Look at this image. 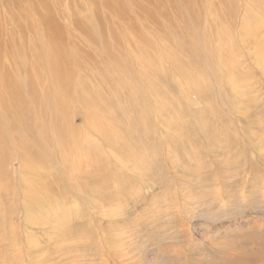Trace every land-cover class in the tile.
I'll return each mask as SVG.
<instances>
[{"label":"rangeland","instance_id":"374dc122","mask_svg":"<svg viewBox=\"0 0 264 264\" xmlns=\"http://www.w3.org/2000/svg\"><path fill=\"white\" fill-rule=\"evenodd\" d=\"M0 84V264H264V0H0Z\"/></svg>","mask_w":264,"mask_h":264},{"label":"bare ground","instance_id":"6f19581e","mask_svg":"<svg viewBox=\"0 0 264 264\" xmlns=\"http://www.w3.org/2000/svg\"><path fill=\"white\" fill-rule=\"evenodd\" d=\"M35 2H38V1H35ZM36 5H37V6H36ZM42 6H43V4H42V5H39V3H37V4L34 5V7H35L36 9H41L40 7H42ZM15 52H16V50L13 51V53H15ZM58 53H59V50H57V52L55 51V53H53V55H49V59H50V61H51V63H52V66H53V64H55V62L53 61V60H54V57H55V56H58V55H57ZM15 54H16V53H15ZM14 56H16V55H14ZM12 57H13V56H12ZM16 57H17V56H16ZM36 57H37V56H36ZM37 58H38V57H37ZM39 58H40V57H39ZM39 60H40V59H39ZM41 60H42V59H41ZM20 62H21V64H22V63H23V60L21 59ZM41 62H42V61H41ZM36 63H37V62H36ZM39 63H40V62H39ZM18 65H19V64H18ZM24 65H25V64H24ZM50 67H51V66H50ZM19 68H20V66H19ZM54 76H56V75H54ZM3 77H4V79H3V78H2V79H3L4 81H2V83H3L2 85H5L6 83H8V82H6V81H7V77H6V76H3ZM2 85L0 84V86H2ZM90 101H91V100H90ZM97 102H98V101H97ZM0 103H1V102H0ZM3 109H4V106L0 104V111H2ZM4 111H5V109H4L2 112H4ZM6 112H8V111L6 110ZM6 115H7V113H6ZM8 119H9V118H8ZM9 123H11V121H9ZM11 124H12V123H11ZM9 128H10L9 131H11V125H10ZM11 132H12V131H11ZM85 134H86V133H85ZM12 135H13V134H12ZM11 139H12L11 143L14 145V143H15L17 140H14L13 138H11ZM19 141H21V140H19ZM76 142H77V140H76ZM14 147H15V145H14ZM19 147H20V146H19ZM21 150H22V149H21ZM16 152L18 153V155L16 156V157H17L16 159L19 160V164L21 163L20 166H22V164H23L22 161H23V160H21V159L23 158V154H21V152L19 151L18 148H17V151H16ZM27 152H28V151H27ZM82 154H83V153H82ZM25 157H26V156H25ZM36 158H37V157H36ZM36 158H35V160H36ZM54 158H55V157H54ZM35 160H34V161H35ZM38 160H39V159H38ZM66 160H67V158H66ZM25 161H26V160H25ZM40 161H41V160H39V164H40ZM54 161H55V160H54ZM63 161H65V160H63ZM32 162H33V161H32ZM57 162H58V161H57ZM34 163H35V162H34ZM34 163H33V164H34ZM24 164H25V163H24ZM42 164H43V163H42ZM62 164H63V163H62ZM30 165H31V164H30ZM54 165H55V164H54ZM12 166H13V165H12ZM34 166H35V165H34ZM43 166H44V165H43ZM51 166H52V165H51ZM51 166H50V167H51ZM32 167H33V166H32ZM32 167H30V169H32ZM47 167H48V166H47ZM34 168H35V167H34ZM41 168H42V167H41ZM26 169H27V168H26ZM36 169H39V168L37 167V168H35L34 170H36ZM34 170H33V172H34ZM43 170H44V169H43ZM22 171H24V169H22ZM37 171H38V170H37ZM39 171H41V170H39ZM24 172L26 173L27 171H24ZM23 174H24V173H23ZM26 174H27V173H26ZM35 174H36V173H35ZM35 174H34V177H35ZM24 175H25V174H24ZM32 175H33V174H32ZM38 175H40L39 172H38ZM42 177L44 178V176H42ZM23 178H24V177H23ZM37 178H40V177H37ZM78 178H79V177H78ZM31 180H32V179H31ZM39 180H40V179H39ZM41 180H43V179H41ZM41 180H40V181H41ZM20 181H21V180H20ZM24 181H25V183H26V180H24ZM29 181H30V180H29ZM42 182H43V181H42ZM60 182H61V181H60ZM25 183L23 182V184H25ZM27 183L29 184V182H27ZM43 183H44V182H43ZM32 184H33V183H32ZM40 184H41V182H40ZM82 184H83V183H82ZM30 185H31V184H30ZM30 185H29V186H30ZM1 186H2V185H1ZM18 186H19V185H18ZM24 186H26V185H24ZM59 186H62V185H59ZM83 187H84V186H83ZM9 188H10V187H9ZM29 188H30V187H29ZM81 188H82V187H81ZM74 189H75V188H74ZM30 190H32V188H31ZM78 190H79V189H78ZM84 190H85V189H84ZM24 191H25V190H24ZM72 191H73V189H72ZM26 192H27V191H25V193H26ZM6 193H7V192H6ZM28 193H29V191H28ZM29 194H30V193H29ZM35 195H36V194H35ZM35 195H34V196H35ZM5 196H6V195H5ZM21 196H22V195H21ZM6 197H7V196H6ZM24 197H25V196H24ZM31 197H33V196H31ZM43 197H44V196H43ZM74 197H75V196H74ZM36 198L38 199V201H40L39 199H40L41 197L39 198V196H37ZM30 199H31V198H30ZM32 199H34V197H33ZM35 200H36V199H35ZM27 201H28V200H27ZM41 201H42V200H41ZM41 201H40V203H42V202H46V201H48V200L45 201V199H44V201H42V202H41ZM67 201H68V200H67ZM28 202H29V201H28ZM28 202H27V203H28ZM25 203H26V202H25ZM32 203H34L33 200H32ZM40 203H39V204H40ZM48 203H49V202H48ZM22 204H23V203H22ZM28 204H29V203H28ZM37 204H38V202H37ZM42 204H43V203H42ZM42 204L39 205V206L43 207ZM44 204H46V203H44ZM46 205H47V204H46ZM69 205H70V204H69ZM33 206H38V205H36V204H35V205H34V204L30 205V204H29V205H28V210H29V209L32 210V208H30V207H33ZM47 206H48V205H47ZM47 206H46V207H47ZM24 208H25V207H24ZM33 209H34V208H33ZM36 209L38 210L39 207L36 208ZM36 209H35V210H36ZM43 209H44V207H43ZM37 210H36V211H37ZM32 211H34V210H32ZM44 211H45V210H44ZM65 211H66V209H65ZM38 213H39V212H38ZM38 213H37V214H38ZM44 213H45V212H44ZM35 214H36V213H35ZM35 214H34V215H35ZM50 214H51V213H50ZM39 215H40V214H38V216H39ZM41 215H42V214H41ZM3 216H4V215H3ZM36 216H37V215H36ZM3 218H4V217H3ZM39 218H40V217H39ZM44 218H45V217H44ZM38 220H39V219H38ZM40 220H41V219H40ZM62 225H63V224H62ZM58 226H59V225H58ZM60 230H62V229H60ZM16 249H17V248H16ZM22 250H23V248H22ZM24 251H25V250H24ZM18 252H19V251H18ZM21 252H22V251H21ZM21 252H20V253H21ZM11 253H12V252H11ZM14 254H15V253H14ZM21 254H22V253H21ZM12 257H13V256H12ZM22 258H23V257H22ZM13 259H14V258H13ZM18 261H19V260H18ZM15 262H16V261H15Z\"/></svg>","mask_w":264,"mask_h":264}]
</instances>
